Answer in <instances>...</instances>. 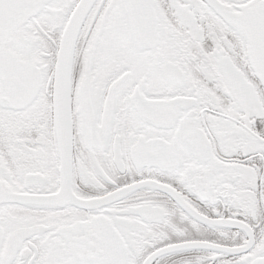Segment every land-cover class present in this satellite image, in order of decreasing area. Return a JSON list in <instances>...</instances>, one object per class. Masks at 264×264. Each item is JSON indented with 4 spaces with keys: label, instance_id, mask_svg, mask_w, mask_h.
<instances>
[{
    "label": "snow or ice",
    "instance_id": "obj_1",
    "mask_svg": "<svg viewBox=\"0 0 264 264\" xmlns=\"http://www.w3.org/2000/svg\"><path fill=\"white\" fill-rule=\"evenodd\" d=\"M0 264H264V0H0Z\"/></svg>",
    "mask_w": 264,
    "mask_h": 264
}]
</instances>
